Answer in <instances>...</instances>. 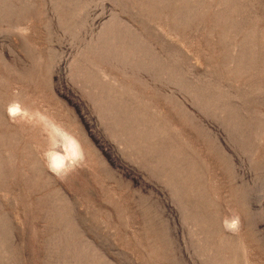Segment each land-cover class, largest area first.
I'll use <instances>...</instances> for the list:
<instances>
[{
	"label": "rangeland",
	"instance_id": "1",
	"mask_svg": "<svg viewBox=\"0 0 264 264\" xmlns=\"http://www.w3.org/2000/svg\"><path fill=\"white\" fill-rule=\"evenodd\" d=\"M0 264H264V0H0Z\"/></svg>",
	"mask_w": 264,
	"mask_h": 264
}]
</instances>
